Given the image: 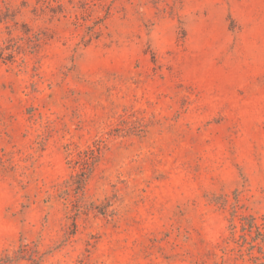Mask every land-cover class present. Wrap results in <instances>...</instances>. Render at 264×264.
<instances>
[{
  "label": "rangeland",
  "instance_id": "374dc122",
  "mask_svg": "<svg viewBox=\"0 0 264 264\" xmlns=\"http://www.w3.org/2000/svg\"><path fill=\"white\" fill-rule=\"evenodd\" d=\"M0 264H264V0H0Z\"/></svg>",
  "mask_w": 264,
  "mask_h": 264
}]
</instances>
